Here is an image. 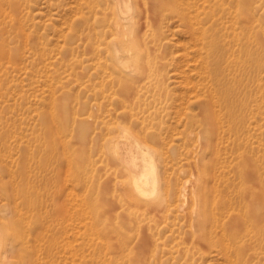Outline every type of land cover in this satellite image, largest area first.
Returning a JSON list of instances; mask_svg holds the SVG:
<instances>
[{
	"label": "rangeland",
	"instance_id": "374dc122",
	"mask_svg": "<svg viewBox=\"0 0 264 264\" xmlns=\"http://www.w3.org/2000/svg\"><path fill=\"white\" fill-rule=\"evenodd\" d=\"M116 7L0 0V264H264V0ZM216 68L239 82L235 120ZM121 128L155 155L154 209Z\"/></svg>",
	"mask_w": 264,
	"mask_h": 264
},
{
	"label": "bare ground",
	"instance_id": "6f19581e",
	"mask_svg": "<svg viewBox=\"0 0 264 264\" xmlns=\"http://www.w3.org/2000/svg\"><path fill=\"white\" fill-rule=\"evenodd\" d=\"M113 3H115V2H113ZM116 3H117L116 10L119 11L120 14H124V12L127 11V9L129 10V8L133 7V0H116ZM133 9H135V8H133ZM193 19H195V18L193 17ZM247 20H248L246 22L247 24L244 25V28H245V30L247 29L248 32H252L253 29H254V26L252 25V22H254V21L251 18L250 19H247ZM129 23H131V22H129ZM134 24H136V22ZM189 26H191V25H189ZM222 29H224V28L222 27ZM199 30H200V27H199ZM201 31H203V30H200L199 32H201ZM200 35H202V34H199V36ZM204 36H205V34H204ZM234 36H236V35H234ZM205 38H207V37H205ZM201 41H203V40H201ZM216 41L217 40H215V43H216ZM207 43H208V41H207ZM215 43H214V45H215ZM222 43H224V42H222ZM225 44H224V46H225ZM115 45H117V43H115ZM219 45H220V43H219ZM117 47H118V45H117ZM206 47H204V48H206ZM135 50H136V48H135ZM199 50H200V48H199ZM226 50H225V53H226ZM116 52H117V57L119 59H121L123 57V55L121 54V51L119 50V48H117V51ZM241 52H244L243 54L246 56V58H249V59H252L253 56H254V54L251 52V50H244V51H241ZM198 54H202V53H198ZM224 55L225 54H224L223 49L220 48V49L216 50L215 52H211L209 56H213V58H214L213 62L217 66L218 63H219V61L222 59V57H224ZM228 58H229V56H227L225 59L228 60ZM138 59H139V57H138ZM130 63L129 62L128 63H125L124 62V64H123L125 66V68L127 70H129L130 73H132V74H141L142 73L141 72V71H143L142 70L143 69V66L142 65H140L139 63L137 65H135V64H133V61L130 62ZM223 63H225V61ZM203 66H204L203 67L204 68V71L207 72V73L208 72L210 73V68H209L210 67V64L207 61L206 62H203ZM214 81H216V84H217V86L219 88V94H220V95H215L214 98H216L217 101L221 100L222 104L226 107V109L229 110L230 117L233 118V120H235L236 110L240 108V105H243V100L241 98L239 99V96L241 94L240 93L241 91L238 90V86L236 85L239 82H235V81L229 82V80L223 74V71L222 70H219L218 68L215 69V80ZM218 111L219 110H215L214 111L215 112V115H216V113ZM121 130L122 131L120 132V135L115 138L114 143H115V146L117 148L116 150L118 152V156L121 158V160L123 161L124 166L128 170L129 176H131V185L132 186L131 185L130 186L133 187V189L135 190L134 191V194L136 192V196L135 197L137 198V200H138V197H139V199H142V201L146 204L145 205L146 208L148 206V208H147L148 210H149V208L151 209L152 207L154 209L157 206V205L155 206V204H157L156 197H157L158 192L160 190L161 181H162L160 179V171H159L158 164H157V162H156V160L154 158L155 155H153V154L150 153L149 148L145 144H143L141 142L140 138L139 139L136 138L135 135L133 136V134H130V132H128L126 129H122L121 128ZM205 196H207V194ZM207 197H205L206 200H208ZM139 201H141V200H139ZM136 202H138V201H136ZM144 203H142L143 204L142 207L144 206ZM139 204L140 203H138V205ZM225 205H226V203H225ZM153 209H152V211H153ZM157 211L160 212V209L156 210V213H157ZM205 211H206L205 212V217H206L205 224L208 225L209 224V221H210V217L213 216V215H210L211 214V211L210 210L205 209ZM150 212H151V210H150ZM153 212H155V210ZM160 213H162V212H160Z\"/></svg>",
	"mask_w": 264,
	"mask_h": 264
}]
</instances>
